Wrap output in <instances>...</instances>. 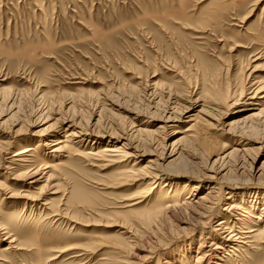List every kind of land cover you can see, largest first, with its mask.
<instances>
[{
	"label": "rangeland",
	"instance_id": "rangeland-1",
	"mask_svg": "<svg viewBox=\"0 0 264 264\" xmlns=\"http://www.w3.org/2000/svg\"><path fill=\"white\" fill-rule=\"evenodd\" d=\"M249 73L264 81V0H0V264H95L107 250L70 257L56 252L58 241L81 244L84 231L121 236L117 225L61 220L42 200L20 196L27 185L15 179L11 154L71 131L81 136L70 153L40 146L34 154L60 187L50 197L66 199L74 220L114 212L141 187L94 183L113 167L99 169L86 155L106 142L129 152L128 164L157 169L163 189L188 181L193 197H208L205 217L176 207L143 224L155 208L147 202L126 215L102 213L134 227L126 254L133 264H208L198 259L210 243L200 234L213 236L221 219L228 227L221 236L264 229V99L246 100ZM190 117L195 125L174 134ZM232 245L210 261L264 264L261 236Z\"/></svg>",
	"mask_w": 264,
	"mask_h": 264
},
{
	"label": "bare ground",
	"instance_id": "bare-ground-1",
	"mask_svg": "<svg viewBox=\"0 0 264 264\" xmlns=\"http://www.w3.org/2000/svg\"><path fill=\"white\" fill-rule=\"evenodd\" d=\"M253 69L256 70L257 67L255 66ZM172 70L175 72L176 76L178 77L177 82L183 83V81L185 80L183 72L180 69L175 70V68L174 69L172 68ZM177 77H176V79H177ZM246 77H248V79H249V80L247 79L248 82H247V86L245 87L246 100L253 102L254 100H258L257 98L264 99V81L259 79L254 74L250 75V73L247 74ZM242 90L243 89H241L239 93H242ZM257 105H262V104L258 103ZM188 121H192V124H190L189 127H184L183 130L176 129V130H174L173 133L174 134L175 133L181 134V133H185V131H189L190 127L195 125L196 122L192 119V117H190ZM66 131H65V133H66ZM80 136L77 134V132H74V131L73 132L71 131L69 133L67 132L63 136H60V137L57 136V138L54 137V139L49 138V139L45 140L42 143V145L37 144L38 143L37 142L36 146L34 145L33 147L29 146V147L24 148V149H17L11 154V156L9 157V160H8V162L10 164V169L13 170L15 173L17 172L16 174L13 173V175H15V179H21V180L25 181V184L28 187H30V189H31V190L29 188L25 189V187H27V186H25L24 190L22 189L20 196L24 197L26 199H29L31 201L30 203H38V201L42 200V205L45 208L51 209V210L53 209L50 212V216L51 215L57 216L60 219L61 218L64 220L67 219V220H69L71 222H75V223L81 222V224L82 223H86V224L89 223V224H93V225H101L102 227H105V228L111 227L113 225H117L119 227L118 230L121 229V231L119 232L121 234V236H118V235L112 236V238L107 237V236L104 237L101 235L97 236L95 233L90 234L88 231H84V232H82V234L79 235V237H83V238L89 237V240H87L81 244L71 243L72 242L71 240H67V241H65V239L63 241L60 240L58 242L64 246H62L60 249L56 250V252L58 254L64 253V255H65L69 252L72 254V255L70 254L71 255L70 257H79V258L80 257H82V258L87 257L88 258L89 256L93 257V254L98 252V251L107 250L105 253V256L100 257L96 261L97 264H133L134 262H131L130 259L126 256V254H127V251L129 250V248L131 249V247H135L137 236H136V231H135L134 227L132 226V224H129L128 222H126V220H121L119 224L115 223V221L112 223L109 221H103L104 219L102 220V218H103V215H101L102 213H104V214L106 213L109 215L115 214L117 216H118V214L126 215L128 213H131L134 210V207L136 205L147 202L150 205L155 206V208L152 210H148V212L142 214V223L143 224H150L155 220L156 214L159 212V210H166L167 211V210H170V209H173L176 207H180V208L194 210V212H196L199 216L205 217L204 213L207 211L210 212V210L212 209V206L209 203H206V200L208 197L205 196V194L193 197L194 193L191 192V189H189L190 183L188 181H184L183 184H173V187L170 189H167V190L163 189L161 175H159L157 169L145 168V165L143 167L142 166H136L137 162L135 160L132 163L130 162L131 164H128V162H129L128 157H130L131 154L129 152L125 151L122 146L116 144L115 142H113V143L106 142L107 144L102 149L97 150V152L95 151V153H91V155H86L87 159L91 160V162H96L95 166H97L99 169H107V168L113 167V170L110 169V170H112L111 173L103 175L101 178L99 177L100 179H98L97 182L94 181V183H96L98 186L100 185V187L102 186L103 189H105V188L117 189L119 187H122L125 185H130V184H138V185L140 184L141 187L136 192H134V193H136L134 196L127 198L128 200H124V198L122 199L124 201L119 200L120 203L117 206V208H119V209L114 210V212L109 211V212H102L101 213L100 211H97V213H96V212L91 211V213H89V212L88 213H89V215L90 214L93 215L92 217L82 218L80 220H74L72 218V214H71L72 212L69 211V208L66 205V203H67L66 199L62 198L63 196L61 198L65 199V201L59 200L56 202L54 199H52L50 197V195L58 193L60 187L53 182V180L55 179V175L49 173V171L47 170L48 166L39 165L37 163V161H36L37 159H35L34 152H35L36 148L39 149L40 146H41V148L43 146V148L44 147L50 148L49 153L52 154L53 156H56L55 154L62 155L64 152L70 153V151H72L70 143H72L74 138L80 137ZM73 143H74V141H73ZM2 144H3V142H0V148L3 147ZM123 145L125 146V144H123ZM4 146H5V144H4ZM72 147H73V145H72ZM55 162H56V160H55ZM146 167H148V166H146ZM104 171H106V170H104ZM21 187H23V186H21ZM196 187H197V185L192 186V188H194V189ZM49 189H51L53 191H49ZM5 190H7V189H5ZM187 191H189V194L186 195L185 192H187ZM211 191L213 192V190H210V192ZM43 195H45L46 198H44ZM86 195H88V194H86ZM13 196H14V194H13ZM75 196L78 198V194H75ZM8 197H10V196H8ZM232 197L233 196L229 194L226 197V199L230 200V199H232ZM80 198L82 200H86V196H82V197L79 196V199ZM125 199H126V197H125ZM158 199H162V200L164 199V201L159 206H157L158 203H155V202H157L156 200H158ZM53 203H57V205L54 206ZM226 205H227L226 209L229 211H232L236 208V206L233 205L231 202L226 203ZM101 209H103V208H101ZM235 211H236V209H235ZM243 212L246 213V210L243 209ZM88 213H87V215H88ZM260 215L257 217L258 219H260ZM206 216H207V214H206ZM77 219H79V218H77ZM204 223L205 222L201 223L202 227L204 226ZM205 228H208V226ZM226 229H228L227 223L224 219H221L212 228V231L215 232L213 234V236L209 237L208 232H205V233L201 232L200 236H201V239L203 240L202 243L207 242L206 239H209L208 242H210V243H208V246L206 249H204V248L201 249L202 252L198 256L199 260H201V261L206 260L208 264H210V263L220 264L218 262H214V261L212 262V261H210V259H211V257L216 256V254L220 251V249L224 248V245L234 244L235 246L232 245L231 248L236 250V248H235L236 246L240 247L241 243L246 244L247 241L254 235L261 236L264 239V229L263 228L261 230L247 229L244 231L239 230L237 232L229 230L228 233H226V234H228L227 236L226 235L221 236V233L226 231ZM217 235L220 236V238L222 239V242L220 244H216V242H213L216 239ZM204 237H205V239H204ZM81 239H79V240H81ZM9 245H10V243H9ZM65 252H67V253H65ZM259 253H261V252L259 251ZM206 257H208V258L206 259ZM196 260H197V258H196ZM220 260H222V258ZM172 261L167 260V264H174V262H172Z\"/></svg>",
	"mask_w": 264,
	"mask_h": 264
}]
</instances>
